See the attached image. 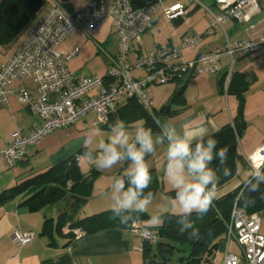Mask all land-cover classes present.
<instances>
[{
  "label": "built area",
  "instance_id": "obj_1",
  "mask_svg": "<svg viewBox=\"0 0 264 264\" xmlns=\"http://www.w3.org/2000/svg\"><path fill=\"white\" fill-rule=\"evenodd\" d=\"M165 1L150 0L144 6L133 7L130 0H90L82 9L70 12L59 0H51L42 17L27 30L20 45L0 64V102L8 106V95H14L40 119L38 126L29 132L16 128L10 133L0 150V161L5 168L14 167L25 155L28 145L57 128L76 123L90 111L95 114L94 127L105 125L120 100L129 97L150 112L151 85L170 83L178 78L215 75L221 70L222 56L229 59L231 73L239 56L264 53V37H261L226 41L219 49L184 60L183 51L196 46L203 34L183 36L177 46H158L143 51L141 36L152 28L154 13L160 10L168 22L186 15L187 6L181 0L169 4ZM214 5L217 12L209 11L205 35L228 20H248L250 12L264 7V0H214ZM106 19L111 20L114 27L115 51L103 50L108 60L104 74L72 73L69 62L79 48L65 49L62 43L76 28H83L87 35L94 34ZM25 79L33 81L36 96L24 84L13 89V83ZM86 140L90 143V138L84 139V145L88 146ZM247 162L253 172L264 168V143L247 156ZM226 226L225 239L212 256L211 264H264L260 213L249 214L235 201ZM129 229L143 243L156 239L154 232L137 219ZM34 236L32 231L15 228L10 239L21 246L30 243ZM232 240L240 253L230 251ZM218 251L223 254L221 259Z\"/></svg>",
  "mask_w": 264,
  "mask_h": 264
},
{
  "label": "crops",
  "instance_id": "obj_2",
  "mask_svg": "<svg viewBox=\"0 0 264 264\" xmlns=\"http://www.w3.org/2000/svg\"><path fill=\"white\" fill-rule=\"evenodd\" d=\"M181 1L187 6V12L183 18L175 20L178 22L179 26H174L171 29V32H169V35H167L166 39L163 41L156 38L157 35L154 34L156 38H154L155 43L149 50L158 46H177L180 44L183 36L203 34L201 40L196 46L185 49L182 53V58L184 60H192L198 54L208 53L221 48L226 41L236 42L243 39H259L264 37V7H260L259 10L250 12V16L246 21L228 20L223 26L216 28L211 34L205 35L204 31L210 18L209 11L214 13L217 12L214 0H193L191 2L188 0ZM172 2H174V0H166L164 3L169 4ZM200 5L204 6V11L201 14L198 11ZM42 15H40L38 20ZM159 17L164 19L161 16V13ZM111 26V20L106 19L103 21L97 32L92 35H87L83 28L76 29L86 37L90 38L97 47H101L100 49L104 53L103 50L105 49L101 44H110L111 47L113 46V48H115V40H110ZM148 32L149 30L141 36L140 46L142 50L144 45L143 37H146ZM74 46L78 47V45ZM243 56L245 55L239 57L242 58ZM258 59L259 62L254 65V68H256L257 71H251L250 73L234 71L233 69L230 73L229 59L226 56H222L221 70L216 75L204 74L200 76H192L193 80L191 82L190 78L192 77L176 79L173 82L176 83L177 86L183 81H185V86L190 83H192V86H196V100H201L203 102L195 105L190 113L181 118H165L163 120H171L177 126L187 124L190 128L202 127L207 129L210 135L225 124H234L239 99L235 95L229 94L228 88L235 72L246 74V79L249 81V84L244 93L243 121L245 125L244 129L239 134L237 141L241 138V151H238V154L242 158L243 163L240 165L250 168L247 162V156L264 143V125H255L256 135L254 139L250 140V144H246L247 142H245L244 139V135L248 128L247 125L249 123L248 113L254 111L253 109L255 107L253 104V96L250 98L252 104H249L247 93L252 86L254 87L259 83L264 85V68H262L261 71L258 70L259 68L264 67V59ZM222 77L221 91L218 81ZM16 84L17 82L12 85L14 90L19 87V85ZM207 89H209L211 93L205 92ZM256 89L258 88H255V90ZM257 92H259V97H262L261 100H264V86L258 89L255 94ZM183 96L185 104L189 105L190 98L188 97L186 90L184 91ZM215 96L220 98L217 100L218 103L216 106L205 108L203 103L207 99L208 101L213 100ZM11 100L14 105L11 104ZM125 101L126 99H122L119 104H124ZM209 103H211V101ZM8 104L6 110L3 108L6 107V105L0 102V113L5 117H10V112L12 114L19 113L18 118L22 120V122L17 123L16 127L12 128L5 137H0V150L4 147L5 141L9 138L10 133L13 130L19 128L23 132H29L39 124V122L35 121L31 116L35 114L31 113L26 107V104L16 96L8 95ZM94 118L95 114L92 124ZM108 122L109 117L107 124ZM18 124H20V126H18ZM128 126H130V124ZM84 139L85 138H78L74 141H66L54 146H50L44 141L42 142L41 139L38 140L35 144L33 143L26 148L25 155L16 163L15 166L20 168L18 173H14L13 171L9 173L8 168H5L2 161H0V193L27 175L44 170L49 166L56 165L70 156H76L80 166L79 150L83 147L90 148L91 143L90 141L89 145L85 146ZM166 143L167 142L165 141V148ZM147 163L150 168L156 170L158 176L160 173H163L165 165L161 167L162 163L160 164L154 157L152 162L149 163L147 161ZM123 164L124 162H122L121 165H117L110 172L98 170L99 175L97 180H94L93 182L90 197L75 214L77 219L111 209L112 202L108 196L105 195V192L111 185L113 178L118 176V171ZM38 165L42 167H37ZM122 173H124V170ZM250 177L251 176H248L245 180ZM164 183L161 191L165 194L166 191L171 190V185L168 183L165 175ZM236 184H238V182L234 181V185L231 184V186L229 185L225 190L219 192V197L240 185ZM21 200L20 196L14 197L0 205V264H144L143 241L139 236L132 233L129 228H105L94 233H86L80 228H75L73 229L74 237L69 240L68 236L65 234V232H67V225H65L62 228L61 233H54L53 243L51 244L46 236L40 234L42 224L45 219H52L56 222L59 213L68 210L67 202L53 204L55 207L49 210H46V208L52 206V204L46 205L37 211H30L28 207L20 205ZM155 211L153 205H151L146 214L151 215ZM137 220L141 223L139 219ZM15 228L32 231L35 236L28 244L21 246L15 245L10 239L11 233Z\"/></svg>",
  "mask_w": 264,
  "mask_h": 264
},
{
  "label": "trees",
  "instance_id": "obj_3",
  "mask_svg": "<svg viewBox=\"0 0 264 264\" xmlns=\"http://www.w3.org/2000/svg\"><path fill=\"white\" fill-rule=\"evenodd\" d=\"M59 1L70 12L76 10L71 3L64 0ZM149 1L130 0V3L133 7H141ZM45 3L46 0H0V44L11 42L21 31L28 30L33 26L40 14L39 11ZM222 81L223 77L218 81L221 91ZM248 84L246 74L242 72L233 74L228 93L239 99L234 124H225L211 134L212 138L217 141V150L227 149L226 167L231 171L229 176H224L221 172H218V175H220L218 189L224 187L237 175L239 165L243 163L238 154L237 138L245 125L243 106L244 93L248 88ZM185 87V81H183L159 111L152 109L149 112L133 97L126 98L124 104L116 106L115 110L109 115L108 124L106 123L107 125L105 124L106 126L103 125V127H109L116 120H123L127 124L144 121L146 127H150L154 132H157L158 128L154 123V118L162 120L174 113L176 110L171 109L173 103L185 104L183 96ZM87 149L81 148L79 154ZM218 165L219 161L213 160L210 167L216 169ZM126 166L127 164L124 162L118 171V176L123 175L122 171ZM150 171L152 183L148 190L153 191L156 195L159 190L163 189V185L156 170L150 168ZM98 175L99 171L97 170L88 173L82 172L76 156H70L56 165L27 175L3 190L0 193V205L19 196L22 199L20 205L28 207L30 211H37L49 204L67 202L68 210L60 212L56 222L52 219H45L42 224L40 234L46 236L51 244L53 243L54 233H61L65 225H67L65 234L69 240L74 237L73 229L75 228H80L86 233H94L105 228H129L131 223L126 226H118L111 209L87 217L78 219L75 217L78 209L90 197L93 182ZM245 181L216 199L213 202L212 209L204 217L198 219L195 213L190 217L200 230L198 238H190L187 233L181 234L177 224L178 216L171 212L162 214V222L158 226L148 223L151 215L146 213L137 214L136 219L141 221L140 224L152 230L157 236L155 248H153V242L143 243L144 264H211L212 256L217 251L220 242L225 239L226 224L234 202L236 201L237 205L249 214L264 210V185L261 186L259 192L248 193L244 190ZM165 194L166 196L174 195L172 190L166 191ZM177 244L189 245L191 247L190 252H179L175 256Z\"/></svg>",
  "mask_w": 264,
  "mask_h": 264
},
{
  "label": "clouds",
  "instance_id": "obj_4",
  "mask_svg": "<svg viewBox=\"0 0 264 264\" xmlns=\"http://www.w3.org/2000/svg\"><path fill=\"white\" fill-rule=\"evenodd\" d=\"M154 123L157 132L146 127L144 121L129 128L125 121L116 120L109 125V137L98 142L95 152L88 148L83 155L105 172L122 162L127 164L123 175L114 177L105 192L112 202L113 218L118 226H126L135 222L137 214L147 213L154 203L155 193L148 190L152 175L146 157L154 154L166 141L163 172L174 195H169L160 209L151 214L148 223L158 226L162 214L172 212L178 216L179 232L198 238L200 230L190 217L194 213L198 219L204 217L219 198L218 172L224 176L231 174L226 167L228 151L226 148L217 150V141L205 128H190L187 124L177 126L171 120L159 118H154ZM213 160L219 161L216 169L210 167ZM262 185L264 170H256L245 181L244 190L256 193Z\"/></svg>",
  "mask_w": 264,
  "mask_h": 264
},
{
  "label": "rangeland",
  "instance_id": "obj_5",
  "mask_svg": "<svg viewBox=\"0 0 264 264\" xmlns=\"http://www.w3.org/2000/svg\"><path fill=\"white\" fill-rule=\"evenodd\" d=\"M66 2H69L72 4L74 9L80 10L82 9L90 0H64ZM51 0H46L45 5L43 8L39 11V16L42 15L48 6L50 5ZM212 7V5H211ZM199 13L201 14L204 11V6L200 5L198 8ZM160 16V10H158L156 13L153 15V26L149 30L148 34L146 37H143L144 45H143V50L148 51L153 45H154V38L155 35L156 38H158L160 41H163L166 39L167 35H169V32H171V29L174 26H179L178 22L174 21H166ZM37 18V20H38ZM181 26V25H180ZM184 26V25H183ZM151 31V32H150ZM27 31L23 30L21 33L15 37L11 42L7 44H0V64L4 63L7 58L14 52L16 47L20 44L22 41L25 33ZM155 34V35H154ZM110 40H115V35H114V27H110ZM155 38V39H156ZM74 45H78L79 51L77 55L69 62V68L74 74H81V75H90V74H98L102 75L104 71L106 70L108 66V60L105 56V54L102 52V50L97 47V45L94 44V42L86 37L84 34H82L78 29L74 30L66 40L62 43V47L65 49H70ZM101 46L107 50V51H115V48L113 46L111 47L110 44H101ZM114 49V50H113ZM258 58L261 60L264 59V53H256L254 56L250 55H245L242 58L239 57L237 58V62L233 67L234 71H244L250 73L251 71H257L256 68H254V65L259 62ZM256 67V66H255ZM262 68H259L258 70L261 71ZM216 75V74H215ZM193 80V77L190 78V82ZM18 85L25 84L26 88L33 94L36 95L37 91L35 88V85L31 79H25L17 82ZM16 84V85H17ZM261 83L255 85L254 87L252 86L250 88V91L247 93L248 95V101L249 104H252L250 102L251 96H253L254 100V111H249L248 113V118H249V123L247 125V130L246 134L244 135L245 142L246 144H250V140L254 139L256 135V127L255 125H264V100H261L262 97H259V92L255 94L258 89L262 88ZM196 86H192V83L188 84L185 87L186 93L188 95L189 99V105L186 104H172L171 109L176 110L174 113L164 117L163 119H171V118H181L185 116L186 114L190 113L193 110V107L195 105L202 103L203 101L196 100ZM177 88V84L174 82L166 83V84H156V85H151L150 86V91L152 92V109L155 111H159L161 107L169 101V99L172 97L175 89ZM255 88H258L255 90ZM184 90V91H185ZM207 93H211L209 89L205 90ZM262 93V92H261ZM211 95V94H210ZM209 95V96H210ZM212 96V95H211ZM216 99V100H215ZM220 98L216 97L213 98V100L208 101V99L203 103V106L206 108L208 107H214L218 103L217 100ZM11 104H13L11 100ZM253 105V106H254ZM3 107V106H2ZM7 110V106L3 107ZM9 113V112H8ZM19 113L12 114L10 112V117H5L3 114L0 113V137H5L6 134L12 129L15 128L17 123L22 122L18 118ZM29 114V113H28ZM32 118L35 121H40L39 117L36 115H31ZM94 117V112L90 111L88 114L82 116L76 123L66 126V127H61L55 129L53 132L46 134L42 136L40 139L43 142L48 143L50 146L58 145L59 143H64L66 141H74L78 138H85L86 136L90 138V148L95 152V150L98 147V142L104 139H107L110 135L109 132V127H94L92 124V120ZM162 119V120H163ZM20 120V121H19ZM140 121L133 122V124H130L129 128H134L136 124ZM12 124V125H11ZM129 125V124H128ZM258 125V126H259ZM20 126V124H18ZM243 136V135H242ZM241 136V137H242ZM39 139V140H40ZM243 139V140H244ZM35 144V143H34ZM238 144V151H241V138L238 139L237 141ZM30 146V145H28ZM27 146V147H28ZM26 147V148H27ZM84 152L79 154L80 158V169L84 173L91 172L93 170H99L95 167L94 163L92 161H89L88 159L85 158L83 155ZM153 157L158 160V162L161 164V167L165 165V157H166V148L165 145H159L157 147V151L152 154L151 156L146 157V160L150 163L153 160ZM36 164V163H35ZM37 167H42V166H37ZM127 167V166H126ZM126 167L124 170H126ZM14 172L18 173L20 171V168L18 166H14L10 169H8V172ZM102 171V170H101ZM253 170L247 167H243L242 165H239V169L237 172V175L230 181L228 182L224 187L219 189V192H222L227 188L229 185L231 186L234 185V181L238 182V184L242 183L248 176H252ZM161 184L164 183V172L160 173L159 175ZM98 176L95 178L97 180ZM236 184V185H238ZM166 194H164L161 190L157 192L155 195L154 203L152 204L154 209L157 211L160 209V206L166 201ZM55 205L49 206L46 208V210H49L51 208H54ZM172 213V212H171ZM260 216H261V232L264 233V210L260 211ZM157 241V236L155 241L153 242V248H155ZM230 251L240 253V250L236 244L235 241L230 242ZM179 252H175V256H177ZM222 252L218 251V258L221 259L222 257Z\"/></svg>",
  "mask_w": 264,
  "mask_h": 264
},
{
  "label": "water",
  "instance_id": "obj_6",
  "mask_svg": "<svg viewBox=\"0 0 264 264\" xmlns=\"http://www.w3.org/2000/svg\"><path fill=\"white\" fill-rule=\"evenodd\" d=\"M176 250L178 252H190L191 247L189 245H187V244H183V245L177 244L176 245Z\"/></svg>",
  "mask_w": 264,
  "mask_h": 264
}]
</instances>
